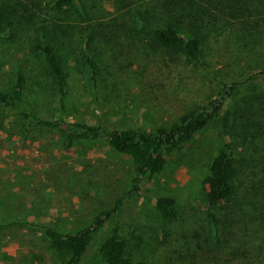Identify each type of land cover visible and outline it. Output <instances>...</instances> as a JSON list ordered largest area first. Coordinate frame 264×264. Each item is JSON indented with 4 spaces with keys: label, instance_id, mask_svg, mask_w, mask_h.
Listing matches in <instances>:
<instances>
[{
    "label": "rangeland",
    "instance_id": "rangeland-1",
    "mask_svg": "<svg viewBox=\"0 0 264 264\" xmlns=\"http://www.w3.org/2000/svg\"><path fill=\"white\" fill-rule=\"evenodd\" d=\"M10 1L19 3L18 16H35L32 26L20 19L13 39L0 37V87L10 86L20 69L26 81L23 106L41 118L108 129L168 126L203 105L219 81L234 88L219 114L182 149L167 155L158 175L136 186L129 159L104 140L68 145L61 129L31 132L17 110L3 114L0 264H54L43 226L70 232L118 201V235L133 259L264 264V0H176L172 21L185 35L200 39L198 62L172 57L133 30L138 12L154 10L162 17L161 0H84L90 21L68 30L63 45L76 56L90 51L97 81L92 86L87 68L75 64L72 53L73 58L67 56L63 110L26 27L34 29L52 16L51 0ZM197 7H206L209 15L193 18ZM88 27L96 29L93 39L88 33L94 30L83 31ZM223 141L236 153L238 188L219 206L213 224L205 213L203 180ZM162 195L175 201L173 220L161 219L154 209ZM114 220L111 216L93 236L79 264H106L99 246Z\"/></svg>",
    "mask_w": 264,
    "mask_h": 264
},
{
    "label": "trees",
    "instance_id": "trees-1",
    "mask_svg": "<svg viewBox=\"0 0 264 264\" xmlns=\"http://www.w3.org/2000/svg\"><path fill=\"white\" fill-rule=\"evenodd\" d=\"M180 1L192 2L191 0ZM236 1L232 0L234 4ZM18 5L19 3L10 0L1 1L0 37L13 39L17 33L16 27L20 25L18 23H21L20 19L32 26L35 13L27 12L25 16H18L15 10ZM160 6L163 12L161 18H158L154 10L146 14L142 11L133 15V30L148 36L153 47L161 48L172 57H183L198 62L200 39L196 35H185L172 21V8L177 6L176 0H161ZM49 8L52 15L49 19H42L31 30L28 25H24L31 34V49L41 57L52 81V89L57 94L59 107L63 110L66 96L64 62L67 56L75 52L72 48L65 50L63 38L68 36V30L77 29L80 24L90 21V13L84 0H51ZM204 13L209 15L206 7H197L193 10L192 17L195 18ZM91 29L94 31L88 33ZM83 31L89 34V39L96 36L94 27L85 28ZM85 48L87 44H84L82 49ZM77 54V56L73 54L74 58L71 56L72 61L75 64L80 62L87 68L89 81L92 86H96L97 65L92 54L86 49L78 51ZM262 74L264 75V71ZM25 82L24 74L17 69L13 83L6 88L0 87V121L3 114L17 110L18 114L26 120V128L29 131L61 129L66 134L65 140L68 145L78 140L102 139L112 151L129 159L134 173V186L142 178L150 179L158 175L165 166L166 156L182 149L197 132L205 128L219 114L234 88V84L227 85L219 81L220 86L207 97L203 105L183 114L178 121L168 126L108 129L99 125L68 122L62 118H41L33 114L23 106ZM20 107L25 110L23 111ZM238 175L239 165L235 150L228 142L223 141L211 159L208 174L203 180L205 213L213 224L218 223L219 206L228 203L235 196ZM119 206L118 201L110 209L95 214L86 225L70 232H61L51 226H43L42 233L52 249L54 264H79L93 236L111 216L115 218L114 223L99 246V253L104 262L106 264H150L146 260L133 259L128 254L125 240L118 235L119 221L116 216ZM154 209L165 221L173 220L177 215L175 201L169 196L157 197Z\"/></svg>",
    "mask_w": 264,
    "mask_h": 264
}]
</instances>
